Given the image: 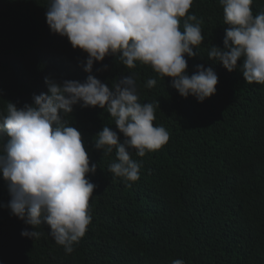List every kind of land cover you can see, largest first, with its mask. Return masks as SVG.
Segmentation results:
<instances>
[{"label": "trees", "instance_id": "obj_1", "mask_svg": "<svg viewBox=\"0 0 264 264\" xmlns=\"http://www.w3.org/2000/svg\"><path fill=\"white\" fill-rule=\"evenodd\" d=\"M47 5L0 0V110L7 102L32 104L33 94L47 93L46 76L84 82L89 75L87 53L51 32ZM251 8L254 15L264 12V0H253ZM189 14L202 21L205 40L199 55L185 56L188 74L199 64L212 67L216 93L201 103L180 96L171 78H160L150 66L129 69L118 56L94 62L91 74L109 87L134 75L140 102L159 101L153 123L167 129L169 141L144 157L132 150L142 167L135 187L127 189L123 184L130 181L108 171L115 149L103 154L94 146L109 114L74 106L67 119L82 135L90 166L97 164L87 176L97 186L89 201L92 221L71 254L55 243L46 224L35 229L38 239L23 237L22 230L32 228L6 207L10 196L0 176V264H264V146L256 141L264 134V85L249 84L241 72L208 59L212 45L223 48L228 27L219 0H194ZM183 23L181 18V30ZM150 78L157 80L151 89L145 87ZM120 197L133 207H122Z\"/></svg>", "mask_w": 264, "mask_h": 264}, {"label": "clouds", "instance_id": "obj_2", "mask_svg": "<svg viewBox=\"0 0 264 264\" xmlns=\"http://www.w3.org/2000/svg\"><path fill=\"white\" fill-rule=\"evenodd\" d=\"M193 3L48 0L46 22L51 32L87 53L84 71L89 75L84 82H58L46 76L47 93L33 94L32 104L17 107L7 102L0 110V140L6 138L0 143V176L10 196L6 207L32 228L22 230L23 237L38 239L41 233L35 229L46 224L55 243L71 254L92 221L89 201L97 186L87 176L96 172L97 164L90 166L82 135L67 119L74 106L99 107L109 114L93 138L94 146L103 154L115 149L116 159L108 171L130 181L123 184L127 189L135 187L142 167L132 158V150L144 157L169 141L167 129L153 123L159 101L140 102L134 75H123L109 87L91 74L94 62L118 56L129 69L137 63L150 66L160 78H171L170 87L180 96H193L201 103L216 93L218 75L212 67L199 64L194 74L187 71L185 56L199 55L198 46L205 40L202 21L189 14ZM252 3L219 0L228 26L224 46L212 45L207 55L229 72H241L247 83L264 85V12L254 15ZM156 83L150 78L145 87L151 89ZM256 141L264 146V134ZM186 156L192 157L190 150ZM109 199L113 202L112 196ZM119 203L133 207L127 197H120ZM172 264L185 261L175 259Z\"/></svg>", "mask_w": 264, "mask_h": 264}]
</instances>
